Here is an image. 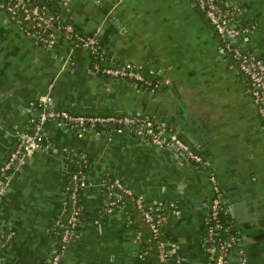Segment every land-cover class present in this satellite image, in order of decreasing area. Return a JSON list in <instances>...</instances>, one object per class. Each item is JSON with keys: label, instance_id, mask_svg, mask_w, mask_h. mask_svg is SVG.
I'll list each match as a JSON object with an SVG mask.
<instances>
[{"label": "crops", "instance_id": "obj_1", "mask_svg": "<svg viewBox=\"0 0 264 264\" xmlns=\"http://www.w3.org/2000/svg\"><path fill=\"white\" fill-rule=\"evenodd\" d=\"M223 1L238 7L242 25H252L240 43L264 61V0ZM60 10L81 34H98L112 65H135L158 79L141 88L97 75L88 51L71 38L58 34L41 46L0 11V166L17 134L30 129L46 93L55 108L76 115L126 112L164 121L204 164L193 165L128 130L47 122L42 149L15 171L0 195V264H44L58 246L53 229L68 218L74 153L86 161L87 185L79 196L76 233L59 264H145L132 206L103 211V175L119 178L146 207L172 205L179 211L162 225L167 264L176 257L181 264H207L209 174L220 186L247 264H264V128L248 78L223 50L204 13L192 0H61ZM229 264H239L235 247Z\"/></svg>", "mask_w": 264, "mask_h": 264}, {"label": "built area", "instance_id": "obj_2", "mask_svg": "<svg viewBox=\"0 0 264 264\" xmlns=\"http://www.w3.org/2000/svg\"><path fill=\"white\" fill-rule=\"evenodd\" d=\"M61 1V0H59ZM207 17L215 33L219 36L223 50L237 62L238 70L249 79V93L253 105L264 128V61L245 50L241 36L252 33L249 25H242L239 9L236 5L223 0H192ZM0 11L19 22L25 35L41 46H48L61 34L71 38L78 48H83L91 56L92 71L100 76L124 80L134 84L149 86L151 81L138 67L131 64L112 65L103 49L98 34L83 35L75 30L74 25L60 11L51 12L48 7L41 6L34 0H0ZM155 86V83H154ZM39 112L31 120L28 131L17 134L16 145L6 161L0 166V195L6 190L15 171L23 167L29 157L43 147L41 136L47 122L67 124L81 130L102 129L114 132L128 130L140 139L160 148L171 151L180 159L193 165L204 164L201 154L194 152L179 136L178 132L166 122L154 120L148 116L128 114L108 115H76L52 104L49 93L41 97L37 105ZM86 161L79 154H72L71 162L77 163L75 170H70L71 186L68 193L70 212L65 222L54 225V233L58 237V246L45 260L44 264H59L68 241L75 235L81 207L79 192L87 185L86 168H80L79 162ZM86 167V166H85ZM213 185V197L208 213L205 215L204 251L207 254V264H229L233 248H237L239 264H247L244 249L235 239L229 221H220V212L224 210L220 186L214 174L208 176ZM103 192L102 208L106 214H112L123 206L125 196L134 198L137 209L141 212L154 238H157L162 225L169 217H177L179 211L170 205L161 208L146 207L142 197L125 185L119 178L103 175L99 181ZM127 217V213H125ZM158 264H167L170 251L165 241L158 242ZM181 257H176L175 264L182 263Z\"/></svg>", "mask_w": 264, "mask_h": 264}, {"label": "trees", "instance_id": "obj_3", "mask_svg": "<svg viewBox=\"0 0 264 264\" xmlns=\"http://www.w3.org/2000/svg\"><path fill=\"white\" fill-rule=\"evenodd\" d=\"M34 1L39 3L41 6L48 7L51 12H58L61 9V1H59V0H34ZM76 31L78 33H80L78 30H76ZM228 56L234 61L235 65L237 66L236 60L233 59L231 57V55L228 54ZM148 78L151 81V84L149 86H154V83L158 79L156 77V75H150V76H148ZM248 81H249V79H248ZM249 87H250V85H249ZM112 114L120 115V114H128V113H126V112H117V113H112ZM154 120H156V119H154ZM78 166L80 168H83V169L86 168L84 166V162L83 161H80ZM76 168H77V163L74 162L71 170H75ZM81 191L79 192V196L81 194ZM122 203H123V206H124L122 208L125 211L127 209L130 211V205L132 206V209H133V211L131 210L132 211L131 212L132 222H133L136 230H138L141 233L142 237H143L142 238V243H141V251L143 253V259H144L145 264H158L159 263V260H158V252H159L158 242H159V240H163V241L166 242V237H165L166 234L164 233V230L161 229L160 232H159L158 237L154 238L153 233L151 232V230L148 227L147 223L144 221L141 212L137 209V207L135 205V202H134V198L130 197V196H125V197H123ZM126 203L128 204V208H126ZM79 204H80V197H79ZM66 208L67 209H66L65 213H67L69 215V212H70V200L68 198V194H67V199H66ZM161 211L162 210H160V212ZM228 219L229 218H228L227 213L225 212V210H222L220 212V221L222 223H225L226 221H228Z\"/></svg>", "mask_w": 264, "mask_h": 264}, {"label": "water", "instance_id": "obj_4", "mask_svg": "<svg viewBox=\"0 0 264 264\" xmlns=\"http://www.w3.org/2000/svg\"><path fill=\"white\" fill-rule=\"evenodd\" d=\"M140 87L141 88H144L145 87V85L144 84H140ZM135 115H138V113H135ZM72 239V238H71ZM60 263V262H59Z\"/></svg>", "mask_w": 264, "mask_h": 264}]
</instances>
